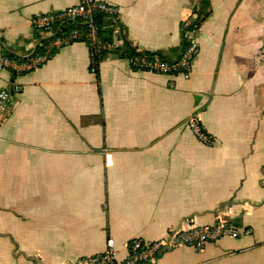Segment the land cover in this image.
Instances as JSON below:
<instances>
[{"label":"crops","instance_id":"0c3cea01","mask_svg":"<svg viewBox=\"0 0 264 264\" xmlns=\"http://www.w3.org/2000/svg\"><path fill=\"white\" fill-rule=\"evenodd\" d=\"M118 9L123 38L169 63L200 0H99ZM79 0H0V58L29 56L31 19ZM188 78L133 68L111 51L90 72L82 42L39 66L0 70L18 85L0 114V264L76 262L133 238L155 241L183 218L221 213L250 235L202 251L179 246L156 264H264V0H208ZM198 114L213 139L186 123Z\"/></svg>","mask_w":264,"mask_h":264},{"label":"built area","instance_id":"2783aa9c","mask_svg":"<svg viewBox=\"0 0 264 264\" xmlns=\"http://www.w3.org/2000/svg\"><path fill=\"white\" fill-rule=\"evenodd\" d=\"M97 13L113 22L110 26V40L104 39L100 33L99 25L94 20ZM117 22V7L99 0H79L77 5L65 11L36 15L31 19L32 31L37 37L34 51L24 57L17 55L1 57L0 70L7 69L13 72L30 70L46 61L54 49L73 42H82L90 53V72L95 74L96 60L101 52L116 48L113 38L121 34ZM199 30L200 27L193 26L187 31V46L180 53L178 61L169 63L155 56L148 57L143 51H139V56L130 58L132 67L159 73H180L184 78H188L191 64L199 53L197 41ZM20 90L16 84L0 89V114H6L11 110L15 96ZM186 126L199 143L208 146L214 143V139L203 130L198 114L190 117ZM250 233V229L235 225L218 211L210 224H199L194 216H190L183 218L176 228L169 229L159 240L151 242L139 238L129 240L123 259H119L116 252L108 248L100 254L88 255L76 262L61 264H156L161 253L179 246H188L199 252L206 245L223 238H238Z\"/></svg>","mask_w":264,"mask_h":264},{"label":"trees","instance_id":"16d2710c","mask_svg":"<svg viewBox=\"0 0 264 264\" xmlns=\"http://www.w3.org/2000/svg\"><path fill=\"white\" fill-rule=\"evenodd\" d=\"M199 8H194L193 10V14H194V18L189 21V22H184L180 25V38H181V52L184 50V48L187 46V38H186V33L189 29H191L193 26H197L200 27L201 24L205 21V19L209 16L210 14V9H209V4H208V0H200L199 2ZM94 20L96 21V23L99 25V29H100V33L103 36L104 39L106 40H110L111 36H110V26L113 24L112 21L107 20L103 17L102 14L97 13L94 16ZM118 25L120 26L119 21L117 22ZM120 30H121V34H122V28L120 26ZM123 36H124V32H123ZM107 51H111L113 54H115L117 57H127V58H132L133 56H139L140 52L135 50V48H133L129 42H127L125 40V38H123V45L121 46L120 49H113V50H103L101 52V55L97 58V67L99 62L102 60V58L104 57L105 53H107ZM144 54L148 57H158L164 61H166L161 54L159 53H148V52H144ZM178 61V60H177ZM167 62V61H166ZM97 72V71H96Z\"/></svg>","mask_w":264,"mask_h":264}]
</instances>
